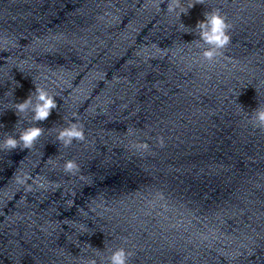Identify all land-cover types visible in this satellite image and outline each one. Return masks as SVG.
Wrapping results in <instances>:
<instances>
[{"label": "clouds", "instance_id": "obj_1", "mask_svg": "<svg viewBox=\"0 0 264 264\" xmlns=\"http://www.w3.org/2000/svg\"><path fill=\"white\" fill-rule=\"evenodd\" d=\"M165 0H154L153 6L158 12L161 11V4ZM196 4H203V0H195V3H189L185 7L184 0H167V14H175L179 19L181 14H187L188 10ZM204 19L198 21L195 26V32L198 34L197 41L201 47L202 60L207 62L214 61L218 56L223 54V50L231 42L229 34L231 24L227 21V17L221 13L219 9L207 11L204 14ZM181 27H185L180 23ZM34 94V95H33ZM58 107L57 99L51 95L46 88L35 86V91L22 102L15 103L16 113H31L30 126L23 128L17 135H7L3 142V148L8 151H14L22 145V150L31 149L36 141L41 137L44 128L38 126L40 123L47 121L53 110ZM251 126L264 132V105L259 104L249 115ZM57 140L65 147L72 145L73 141L83 142L85 140V130L82 123L79 121H69L66 127H61ZM163 146V140H160ZM147 149V145H141ZM64 171L69 174H74L79 170L78 164L74 160H66L64 162ZM17 182L25 183V178L18 177ZM131 253L125 248L120 247L110 251V255L104 257L106 264H128ZM87 264H97V260L89 258Z\"/></svg>", "mask_w": 264, "mask_h": 264}]
</instances>
